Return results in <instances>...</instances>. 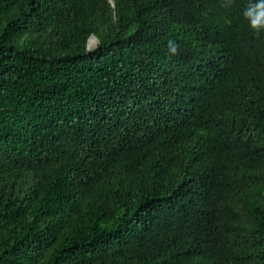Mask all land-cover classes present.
<instances>
[{
  "label": "trees",
  "instance_id": "obj_1",
  "mask_svg": "<svg viewBox=\"0 0 264 264\" xmlns=\"http://www.w3.org/2000/svg\"><path fill=\"white\" fill-rule=\"evenodd\" d=\"M250 2L0 0V264H264Z\"/></svg>",
  "mask_w": 264,
  "mask_h": 264
},
{
  "label": "clouds",
  "instance_id": "obj_2",
  "mask_svg": "<svg viewBox=\"0 0 264 264\" xmlns=\"http://www.w3.org/2000/svg\"><path fill=\"white\" fill-rule=\"evenodd\" d=\"M243 16L254 34L259 35L264 33V0L250 2L244 10ZM167 49L171 55H176L179 45L176 41L170 39L167 42Z\"/></svg>",
  "mask_w": 264,
  "mask_h": 264
},
{
  "label": "water",
  "instance_id": "obj_3",
  "mask_svg": "<svg viewBox=\"0 0 264 264\" xmlns=\"http://www.w3.org/2000/svg\"><path fill=\"white\" fill-rule=\"evenodd\" d=\"M98 44V39L95 36H92L88 43V48L92 49L93 47H96Z\"/></svg>",
  "mask_w": 264,
  "mask_h": 264
},
{
  "label": "rangeland",
  "instance_id": "obj_4",
  "mask_svg": "<svg viewBox=\"0 0 264 264\" xmlns=\"http://www.w3.org/2000/svg\"><path fill=\"white\" fill-rule=\"evenodd\" d=\"M94 48V47H93Z\"/></svg>",
  "mask_w": 264,
  "mask_h": 264
}]
</instances>
